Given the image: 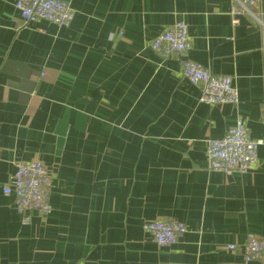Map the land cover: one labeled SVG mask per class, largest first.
I'll return each instance as SVG.
<instances>
[{"label": "crops", "instance_id": "1", "mask_svg": "<svg viewBox=\"0 0 264 264\" xmlns=\"http://www.w3.org/2000/svg\"><path fill=\"white\" fill-rule=\"evenodd\" d=\"M15 1L0 0V264H244L226 247L264 237V0L236 24L233 0H63L67 27L24 25ZM176 21L237 105L201 103L184 57L150 50ZM238 119L262 141L255 169L210 170L207 141ZM32 161L51 175L45 216L3 194ZM169 219L187 231L160 248L143 223Z\"/></svg>", "mask_w": 264, "mask_h": 264}, {"label": "built area", "instance_id": "2", "mask_svg": "<svg viewBox=\"0 0 264 264\" xmlns=\"http://www.w3.org/2000/svg\"><path fill=\"white\" fill-rule=\"evenodd\" d=\"M262 0H233L231 7L232 23H237V16L249 15L260 23L253 13V7ZM14 7L24 25L45 21L57 27H67L73 20V11L63 0H16ZM153 53L163 59L174 55L184 57L181 63V76L199 89V101L205 105H237L238 92L230 76L215 75L208 69L188 58L191 41L187 25L176 21L149 43ZM262 141L252 139L245 122L238 119L222 137L207 141L205 158L210 170L240 175L253 171L257 165V151ZM15 173L3 188V194L13 198L19 213L35 212L41 216L49 214L51 175L47 168L38 161L17 163ZM25 224L27 218H25ZM143 230L158 247H171L186 233V225L176 219L154 220L143 223ZM228 251L237 252L244 264L259 263L264 260V237L247 235L240 244H231Z\"/></svg>", "mask_w": 264, "mask_h": 264}]
</instances>
